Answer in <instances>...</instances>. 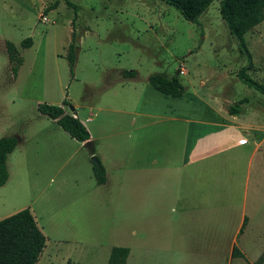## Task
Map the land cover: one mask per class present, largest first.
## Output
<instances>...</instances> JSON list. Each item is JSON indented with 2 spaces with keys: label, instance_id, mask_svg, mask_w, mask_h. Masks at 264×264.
Instances as JSON below:
<instances>
[{
  "label": "rangeland",
  "instance_id": "1",
  "mask_svg": "<svg viewBox=\"0 0 264 264\" xmlns=\"http://www.w3.org/2000/svg\"><path fill=\"white\" fill-rule=\"evenodd\" d=\"M67 1L74 20L62 0H0V137L18 143L6 159L0 219L29 209L45 237L36 264H105L112 247H126L125 264H139V242L150 245L147 235L154 233L167 238L176 215L159 196L139 202V171L149 183L152 170L163 181L158 175L169 156H181L182 133L191 123H236L224 109L242 98L237 121L251 123L250 110L264 116V97L236 77L247 59L218 14L219 0L194 23L160 0ZM72 34L70 77L65 55ZM25 38L32 41L27 49L19 45ZM5 41L22 59L14 77ZM243 41L251 64L246 73L264 87V20ZM123 70H133L134 78L123 80ZM149 75L176 76L181 96L156 92ZM64 99V112L74 111L88 128L94 156L105 159V186L94 183L90 149L36 110ZM244 166L240 160L239 190ZM161 189L159 182L151 191ZM152 204L161 210H142Z\"/></svg>",
  "mask_w": 264,
  "mask_h": 264
},
{
  "label": "crops",
  "instance_id": "2",
  "mask_svg": "<svg viewBox=\"0 0 264 264\" xmlns=\"http://www.w3.org/2000/svg\"><path fill=\"white\" fill-rule=\"evenodd\" d=\"M224 110L228 119L236 123H191L182 133L181 156H169L165 162L167 170L158 175L163 181L152 170L147 172L153 175L149 183L144 171H139V202L148 201L151 195L152 199L159 196L157 202L174 205L176 212L170 220L174 232L167 238L154 233L147 235L150 245L139 242V264H256L262 255L264 171L260 164L264 165V116L257 110H243L252 120L243 123L236 118L241 109L235 115ZM70 114L88 130L74 111ZM261 117L262 121H258ZM81 144L90 149L92 160L97 158L103 166L104 183L95 185H107L105 159L101 154L94 156L90 134L88 141ZM246 146L248 149H243ZM240 160H245V166L239 190ZM151 164L156 165V160ZM159 182L162 189L156 195L151 190ZM142 210L156 214L161 208L152 204ZM233 250L237 252L235 256Z\"/></svg>",
  "mask_w": 264,
  "mask_h": 264
},
{
  "label": "trees",
  "instance_id": "3",
  "mask_svg": "<svg viewBox=\"0 0 264 264\" xmlns=\"http://www.w3.org/2000/svg\"><path fill=\"white\" fill-rule=\"evenodd\" d=\"M62 1H64L66 6L73 9L74 20L75 7L67 0ZM160 1L174 8L183 20L194 23L213 0ZM56 4L57 2L50 6L47 11L55 9ZM218 14L224 22L228 33L237 42L239 52L245 54L247 59V64L236 73L237 79L264 97V87L251 80L246 73L250 69L251 64L243 41L244 34L264 20V0H219ZM31 44L30 38H25L19 43L23 49L29 48ZM4 48L7 61L10 64L11 74L14 77L22 63V59L18 56L13 43L5 41ZM75 52L76 45L72 34L65 55L70 77L72 76V69L75 63ZM120 76L123 80L132 79L135 76V72L133 70H123L120 72ZM146 82L163 96L178 98L183 92V87L176 76L167 78L162 75H149L146 78ZM246 101V98H243L236 103V106L227 107V114H238L240 112L238 106ZM68 105V102L64 99L59 106L45 103L38 104L36 110L40 115L45 116L57 125L71 140L77 143H85L89 139V134L76 117L64 112V108ZM16 144L17 141L14 137H0V187L5 184L8 177L6 158L13 152ZM91 172L95 184L102 185L105 180L104 169L97 158L91 161ZM44 244L45 237L37 227L28 208L0 219V264H36L43 251ZM232 254L235 256L237 252L233 250ZM127 255V248L112 247L106 264H124ZM256 264H264V251Z\"/></svg>",
  "mask_w": 264,
  "mask_h": 264
},
{
  "label": "water",
  "instance_id": "4",
  "mask_svg": "<svg viewBox=\"0 0 264 264\" xmlns=\"http://www.w3.org/2000/svg\"><path fill=\"white\" fill-rule=\"evenodd\" d=\"M69 110H72L71 108H69ZM74 114V113H73ZM88 144L86 143L85 146H87Z\"/></svg>",
  "mask_w": 264,
  "mask_h": 264
}]
</instances>
